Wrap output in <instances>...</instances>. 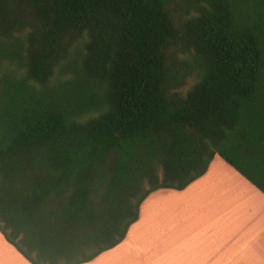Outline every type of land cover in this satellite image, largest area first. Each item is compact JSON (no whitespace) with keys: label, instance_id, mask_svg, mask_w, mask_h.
<instances>
[{"label":"trees","instance_id":"obj_1","mask_svg":"<svg viewBox=\"0 0 264 264\" xmlns=\"http://www.w3.org/2000/svg\"><path fill=\"white\" fill-rule=\"evenodd\" d=\"M217 154L264 192V0H0V230L32 264L116 247Z\"/></svg>","mask_w":264,"mask_h":264},{"label":"crops","instance_id":"obj_2","mask_svg":"<svg viewBox=\"0 0 264 264\" xmlns=\"http://www.w3.org/2000/svg\"><path fill=\"white\" fill-rule=\"evenodd\" d=\"M0 264H32L1 230ZM83 264H264V192L217 154L184 190L152 192L124 241Z\"/></svg>","mask_w":264,"mask_h":264},{"label":"rangeland","instance_id":"obj_3","mask_svg":"<svg viewBox=\"0 0 264 264\" xmlns=\"http://www.w3.org/2000/svg\"><path fill=\"white\" fill-rule=\"evenodd\" d=\"M195 80L194 79H190L188 84L185 86L184 90H188L193 84H194Z\"/></svg>","mask_w":264,"mask_h":264}]
</instances>
